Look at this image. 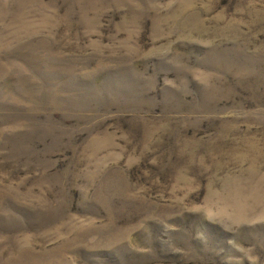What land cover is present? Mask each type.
<instances>
[{
  "label": "rangeland",
  "instance_id": "rangeland-1",
  "mask_svg": "<svg viewBox=\"0 0 264 264\" xmlns=\"http://www.w3.org/2000/svg\"><path fill=\"white\" fill-rule=\"evenodd\" d=\"M0 264H264V0H0Z\"/></svg>",
  "mask_w": 264,
  "mask_h": 264
}]
</instances>
